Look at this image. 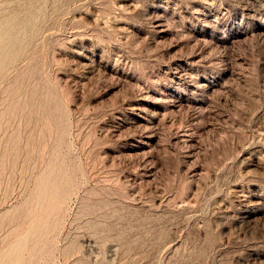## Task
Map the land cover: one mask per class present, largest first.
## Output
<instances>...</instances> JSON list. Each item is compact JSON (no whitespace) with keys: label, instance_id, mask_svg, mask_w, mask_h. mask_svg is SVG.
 I'll list each match as a JSON object with an SVG mask.
<instances>
[{"label":"rangeland","instance_id":"374dc122","mask_svg":"<svg viewBox=\"0 0 264 264\" xmlns=\"http://www.w3.org/2000/svg\"><path fill=\"white\" fill-rule=\"evenodd\" d=\"M0 264H264V0H0Z\"/></svg>","mask_w":264,"mask_h":264}]
</instances>
